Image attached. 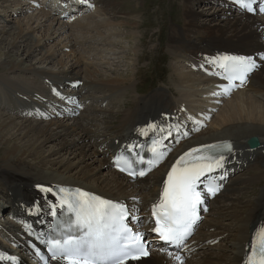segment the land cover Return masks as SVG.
Wrapping results in <instances>:
<instances>
[{
  "label": "bare ground",
  "instance_id": "bare-ground-1",
  "mask_svg": "<svg viewBox=\"0 0 264 264\" xmlns=\"http://www.w3.org/2000/svg\"><path fill=\"white\" fill-rule=\"evenodd\" d=\"M172 1L177 4V9L179 13L182 12V17L177 18V25L172 23L167 29L166 42L168 41V47L173 52L174 59L190 65L193 71L175 73L173 83L175 89L172 87L166 89L169 91L170 97H183L186 100L191 99V102H196L193 109L199 112L202 121L194 120L189 116L188 118L183 117L184 111L179 109L176 104L178 100L173 102L163 91H155L144 97L132 95L131 87L133 88L132 92L138 94L137 86H132L135 77L133 75L132 77L128 75L124 78L120 77L119 68L111 70L117 76L114 78L106 76L101 79L90 74V76H86L88 79H84L87 81L96 79V81L89 83L79 80V63L84 62L86 63L84 66L92 67L93 62H87L83 54L73 49L74 43L72 46L68 31L71 28L85 29L90 21L86 22V20L84 23L73 15L61 17L58 12L51 9L45 10L43 5L38 3L30 5V7L40 11L28 15L24 24L16 21L15 31L13 27L5 25L0 27V45L6 46L0 52V57H3V62L0 63L2 66L0 72L2 74L16 71L29 73L28 76H16L14 79L9 77L0 79V81L4 80L0 82V87L3 90L19 94V97L15 99L9 98V104L12 105L13 102L16 104L19 100L22 103H27L28 106L31 105L32 114L35 116L50 117L54 112L57 117H60L76 113L73 101L81 103L82 108L84 105L90 107L89 98L85 99L81 95L85 90H98L102 93L99 99L113 101L114 103L110 105L116 108L115 110L109 109V113L103 109H98V111H106L111 120L115 119L118 114H122L119 119H115L117 130L106 134L105 131L114 127L112 121L103 127V131H95L83 124L85 121L89 122L88 125L93 126L91 120L96 121V118L91 117H86L84 120L76 117L70 122H66L60 117L41 125L40 122L26 119L15 121L12 117H5L0 113V182L5 186L6 191L0 198L4 199L3 205L12 209L10 215L19 223L16 225L17 223L8 224L7 222L8 226L3 231L12 246H17L20 250L27 252L29 244H42V236L47 230L49 215L57 207L54 195L44 189L50 190L54 186L70 185L86 191L91 190L89 192L105 200L119 202L125 206H130L133 204L132 200L136 199L134 202L137 206L136 213L140 217L146 218L149 217V206L152 207L160 203L167 176L180 157L205 144L230 140L234 148L232 153L223 157L222 167L214 170L216 175L228 173L227 181L224 182L223 187L225 193L222 190L211 201V207L204 215V225L202 223L203 227L212 229L211 232H200V236H194V239L191 237L190 242H186L179 253L165 252L161 247L151 246L148 257L131 260L127 264H180V261L175 259L177 256L181 258L183 264H246L254 233L264 225V16L259 19L258 16L247 14L237 0H220L214 7L210 5V2H203L205 7L200 15L192 12L195 10V3L209 0ZM86 2L93 4V0H86ZM103 3L104 0H99L98 5ZM208 6H211L212 9L210 10L211 7ZM136 8L138 6L133 9V12H138ZM158 9L159 4L157 3ZM123 13L121 19L129 20L112 23L110 27L115 25L122 29L128 27L131 30L142 26V23L138 22L136 13L130 15H127L126 11ZM52 17V21L46 25L47 32L43 38L27 36L29 31L45 26V23ZM93 18L95 17L93 16ZM107 19H94L93 21L94 25L91 27L98 32V38L103 39L104 36L101 28L110 25V21L108 22ZM23 26L25 29L22 28ZM160 32L161 27L155 32L158 34L157 38ZM147 33L148 30H145L139 37L136 35L141 47L140 52L135 48H123V54L136 56L137 63L148 60V54L143 51L147 41H151L153 34L148 33V40H146ZM6 34H13L11 40L7 41ZM56 34L59 35L56 42H53V45L35 61L44 65L31 63L26 64V67L23 66L25 60L29 61L37 53L39 45L43 46L45 40L53 38L54 35L57 37ZM134 36L135 32L131 31L125 34V37L130 39H133ZM44 38L46 39L43 40ZM87 39L97 42L96 36H90ZM106 43L112 44V41L108 39ZM16 48L17 50H15ZM67 49L71 56L69 53L68 56L65 55L64 50ZM62 52L64 53L62 54ZM60 53L62 56L57 58ZM225 56L251 58L256 65V68L241 86V90H231L232 92L227 96H224L225 86L220 79L223 76V70L217 63H214ZM52 63L57 66V70L49 71L46 68ZM118 63L119 61L114 65L117 66ZM32 73H38L39 77L37 76L36 80L31 78L30 74L32 75ZM68 78L78 81V84L80 82L81 87L71 90L65 93L66 96H63L62 90L56 89L64 81L68 83ZM17 79L25 80V85L16 83ZM45 79L50 81L46 82ZM3 82H5L4 86ZM218 83H222L223 87ZM178 86L183 89L178 90ZM20 89H24L25 93L20 92ZM79 97H82L80 101ZM119 97L120 100H117ZM54 98L56 100H53ZM93 99L96 100L98 97H90V101H94ZM85 101H87L86 104ZM130 102L134 103V107L125 109L126 105L130 106ZM55 103L62 106L55 109L53 107ZM68 110L71 112L64 113ZM207 116L210 119V123L207 124L211 127L202 131L206 124L204 117L207 118ZM148 124H151L152 127L149 130L148 138L153 139V146L163 145L165 147L166 161L134 185L130 181L131 179L121 177L117 171L110 175L105 173L101 178L88 170L83 172L76 170L70 173V168L65 167L60 170V165L53 167L57 160L47 159L43 156L46 148L49 147L45 146V141L56 140L57 143L50 148L52 151H56V154L64 150L66 155L76 157L79 163L82 162L84 166L90 165L93 171L95 169L99 171L101 167L108 165L112 167L111 163L115 155L126 149L134 150L137 144H133L141 142L140 139L144 134L143 129ZM161 130L165 131V135H167L165 141L163 140L165 136L156 139L158 131ZM169 134H171L170 137ZM25 137H27L26 140H24ZM252 137L258 139V148L249 149L247 141ZM92 138L98 141L95 150L88 142V139L92 140ZM167 138L171 141H167ZM28 149L32 152H29ZM31 154H34L33 158H30ZM241 166L252 169L253 172L243 176L244 178L235 179V175L244 170L241 169ZM261 181L262 185H260ZM148 185H150L151 191L146 194L144 188ZM248 186L254 191V196L249 200V203L244 205L237 204L238 202L232 203L230 209L229 203L222 202L220 204L217 202L219 198L224 201L230 200V203L236 201L238 195ZM132 187L134 189H131ZM133 192L137 195H133ZM3 205L0 209L2 213H5L7 208H3ZM38 215L41 221L37 222L35 219ZM235 215L240 216L233 222L232 218ZM223 220L229 222L224 223ZM225 227H229L230 231L233 230L232 233H225ZM21 230L22 232H20ZM138 230L148 236L150 227L142 222ZM14 231L20 232V234ZM215 240L218 243L210 245ZM200 250L203 254L202 258H200L201 255H196ZM196 257L198 260L195 261ZM23 262L25 263V260L9 254L0 244V264H23ZM26 264L28 263L26 262ZM49 264H65V261L59 259L50 261Z\"/></svg>",
  "mask_w": 264,
  "mask_h": 264
},
{
  "label": "rangeland",
  "instance_id": "rangeland-1",
  "mask_svg": "<svg viewBox=\"0 0 264 264\" xmlns=\"http://www.w3.org/2000/svg\"><path fill=\"white\" fill-rule=\"evenodd\" d=\"M219 1L220 0H209V1H201V2L195 3V6H194L195 10L192 12L194 14L200 15L202 13L203 7H205L203 2H210L211 3L210 5L214 7L219 3ZM94 2H96V4L93 3L95 10L86 11L79 18L82 22H84L86 20H87L86 22L90 21L89 25L86 26L85 29L80 30L79 28H71L68 31V35H70V38H71V45H72V43H74V46L72 45L73 49L76 50L78 53L83 54V57L85 60H87V62H90V61L93 62L92 67L91 66H89V67L84 66V65H86V63H84V62L79 63V67H80L79 74H80V76L78 77V79L83 80L84 82H89V83L96 81V79H93L90 81H87L84 79V78L88 79L86 76H90V74L93 75L94 77H99L101 79L103 77H106V76L110 77V78H114L117 76L111 70H113L115 68H119L118 72L121 74L120 77L124 78L126 75H128L130 77H132V75H133L135 77V80H133L132 86H137L138 94H135L134 92H132L133 88L131 87V94L133 93L132 95H137V97H144L146 95H150L151 93H153L155 91H163L166 93V95L173 102H175V100H178V101H176L177 102L176 104L178 105L179 109H182V108L187 106V109L190 108L189 111L194 110L193 108L196 106V102H191V99L186 100L183 97H178V98L173 97V96L170 97V95L168 93L169 91L166 89L167 87H172L173 89H175V86H173L174 85L173 84L174 83V77L176 75L175 73L191 72L190 71L191 70L190 65L186 64L183 61H182L183 62L182 63L180 60H178V61H180V62H178L174 59L173 52H171L169 50L168 41L166 42L167 32H168L167 29L170 28L172 23L177 25L178 24L177 18L180 19V17H182V12L179 13V11L177 9V4H175V2L172 0H106V2L104 0V3L101 5H98L99 0H94ZM33 3H34L33 0H0V27H2V25H5L7 27H13V29L15 31V28L17 25V23H15L16 21H19L21 24H24V22H25L24 20L26 19V17L28 15L36 14L40 11L37 8H31L30 7V5ZM157 3L159 4L158 10H157ZM104 5H105V7H103ZM136 6H138V8H136V10L138 12H133V9ZM211 6H208V7H211ZM209 9L211 10L212 7ZM125 11H126L127 15H130L132 13H136L138 22H141L142 26L140 28H137V29L132 28L131 30L128 27L122 29V28H119L115 25L110 27L112 23H119L121 20H123L124 22L129 20V19H121V16L124 14L123 12H125ZM93 16L95 18H93ZM73 17H76V16L73 15ZM106 18H108L107 19L108 22L110 21L109 22L110 25L106 28H101V31L104 35L103 39H101V38H98L99 37V35H97L98 32L93 30V27H91V26L94 25V22H93L94 19L95 20H103ZM261 18H263V16L259 17V19H261ZM52 19H53V17L49 18V20L45 23V26L38 27L36 29L29 31L27 36L28 37L38 36V37L43 38V35L47 32L46 25H48L52 21ZM61 21H63V20H61ZM108 22H106V23H108ZM160 27H161V32L159 33V36L157 38L158 34L155 32ZM22 28L25 29V26H23ZM126 30H130L131 32H135V36L137 35L138 37L145 30H148V33L153 34L151 41L148 40V33L145 37V39L148 41L144 47L143 53L148 54V60L143 61V62L140 61L139 63H137L136 56H134V55L129 56V54L128 55L123 54V48H135L138 52L141 51V47H140L138 37L134 36L133 39H130L129 37H125V34L130 32V31L127 32ZM56 36L57 37H55V35L52 36L53 38H51V39L50 38L49 39L44 38L43 40L46 39L45 44L43 43L44 44L43 46L39 45V47H37L38 48L37 53H35L29 59V61L25 60V63H23V66L26 67V64H31V63L33 65H41V66L44 65V64L36 63L35 61L37 60L38 57H40L43 53H45L49 47H51L53 45V42H56L59 35L56 34ZM90 36H94V37L96 36L97 42L96 41H89L87 39V37H90ZM12 37H13V34L12 35L11 34L5 35V38H7V41L11 40ZM104 38H105V40H104ZM108 39L110 41H112V44L106 43V41ZM4 47H6V46L0 45V52L4 50ZM15 50H17V48ZM64 51H65V55L68 56V53L70 52L69 49L64 50ZM97 52H99V53H97ZM63 53L64 52H62V54ZM60 54L57 55V58L58 57L60 58L62 56V54L61 55ZM69 55L71 56V53H69ZM128 57H129V59H127ZM118 61H119L118 65L115 66L114 64L117 63ZM2 62H3V57H0V63H2ZM184 63L190 68H187L184 65ZM46 68L49 69V71L50 70L51 71L57 70V66L54 63H52L51 65L49 64L48 66H46ZM0 69H2L1 65H0ZM124 71H126L125 74H123ZM84 72H86V73H84ZM28 74L24 73L22 71H19V72L16 71L14 73H9V74H2V72H0V79H2L4 77H9V78L14 79L16 76L17 77H23V76H28ZM71 75H73V74H71ZM37 76L39 77L38 73H32V75L30 74V77L35 78V80L37 79ZM68 79H69L68 84L71 87H73V88L74 87H76V88L81 87L80 82L78 84V81L72 80L71 78H68ZM48 80L49 79H45L46 82ZM2 81H4V80H2ZM2 81H0V82H2ZM65 82L66 81L61 83L62 85L59 84L57 86V88L64 90V91H62L63 93L59 92L63 96H66L65 93H67V91H65V89H66V86H65L66 83ZM16 83H19L20 85H25L26 81L21 80V79H17ZM4 84H5V82H3V86H4ZM42 85H44V84L42 83ZM180 88H182V87L178 86V90H180ZM75 89H73V90H75ZM20 92L25 93V90L20 89ZM41 92L44 93V91H41ZM101 95H102V93H100L98 90H85L81 96L84 97L85 99L89 98L88 104H91L90 107H85L84 109H82V105H81V107L77 108L75 105L76 102L73 101V103H74L73 105H75L74 107L76 108V110L75 109H73V110H75V112H77L79 110L80 111L77 112L76 115H75V113H69L70 115H73V116H70L69 114H68V116L61 115L62 116L61 119H63L66 122H70L73 119H75L76 117L81 118L83 120L86 119V117L96 118V121L91 120L93 126L88 125L89 122H85V121L83 122L84 126L89 127L90 129H93L95 131H103L104 130L103 127L106 125H109L110 124L109 121H112V124L114 127H112V129H110V130L105 131L104 133L107 134V133L115 132L117 130V127H116L117 122L115 119H119L122 114L121 115L118 114L115 119L111 120V118L108 116L107 112L109 113V111H108L109 109H111V110L116 109L115 107L111 106L112 105L111 103H114V102L113 101L109 102V101L100 100L99 97ZM92 96L98 97L99 100L93 99L94 101H90V97H92ZM17 97H19L18 92L11 93L10 90H3V88L0 87V113L3 116H5V117L10 116L15 121H20V120H25V119L31 120L33 122L37 121V122H40L41 125H44L45 123L49 122L50 120L60 118L59 116L57 117V115L54 112H52L50 117L47 118V117H43V116L37 117V116L33 115L32 113L31 114L33 116H30V114H26V111L28 109H24V110L20 109L23 111V113L20 112V110H18L19 112L15 111L20 107V104H27V103H22L19 100H18V102H16V104L14 102L12 103V105L9 104L10 103L9 98L15 99ZM82 97H79V100H81ZM179 98H180L181 102L179 101ZM181 99L184 101H182ZM193 99H195V98H193ZM117 100H120V97L117 98ZM187 101H189V102H187ZM76 104H78V103H76ZM53 105H54L53 107L55 109L60 108L59 106H62V105L56 104V103ZM180 105H183L184 107L180 106ZM10 106H11V108H10ZM12 106H14V107H12ZM28 107H31V105H29ZM53 107H52V109H54ZM130 107H134V103L130 102V106L126 105V107H124V108L129 109ZM98 109L107 110V112L106 111L99 112ZM32 112H33V109H32ZM194 112H195V114L197 113L196 110ZM194 117L198 118L197 115H194ZM204 118H206V117H204ZM207 118H208V116H207ZM209 120L210 119H208V120L204 119V122H206V124H205V127L202 128V131L205 129H207V130L210 129L211 126L209 124H207L209 122ZM81 122H82V120H81ZM110 131H112V132H110ZM26 138L27 137H25L24 140H26ZM88 142L91 145L92 149L95 150V148H97V145H98L97 140H93V138H92V140L88 139ZM55 143H57L56 140L47 141V142L45 141V146H49V147L46 148V151L43 154V156L47 157V159H55L58 161V162L56 161V163L53 165V167H58L60 165V167H59L60 170H63L65 167L70 168L69 169L70 173L71 172L73 173L76 170H81V172L88 170L91 173L95 174V176H99L100 178L103 177V174H105V173L107 175L108 174L110 175L114 172V170L110 167V165H108L106 167H101V169L99 171L97 169H95L93 171V168L90 165L84 166V164L82 162L79 163L78 159H76V157H74L73 155H66V152L64 150H61L62 153H61V151H59L60 153L56 154L55 153L56 151H52L50 149L51 147H53L55 145ZM54 148H56V147H54ZM34 151H36V149H34ZM29 152H32V150H29ZM33 157H34V154H31L30 158H33ZM241 169L242 170L244 169V171L243 172L240 171V173L238 172V174L235 175V179L239 178V177L244 178L245 176H247L248 174L253 172L252 169L251 170L249 168L246 169L243 166H241ZM107 175H106V177H107ZM120 176L125 178V176H123L121 174H120ZM232 178L234 179V176H232ZM137 181L139 183L141 180H136V181H131V182L134 185ZM145 182L150 183L151 181H145ZM262 184H263V182L261 181L260 185H262ZM149 186L150 185H148L144 188L145 189L144 193L146 192V194H149V192L151 191V187L149 188ZM131 189H134V187H132ZM89 191H91V190H89ZM4 192L6 193L5 186L0 182V196H3L5 194ZM92 192H94V191H92ZM223 192H224V190H223ZM133 195H137V194L135 192H133ZM253 196H254V191L251 188H249V186H248V188L244 189L238 195V197L236 198V201H232L230 203V200L224 201V199L219 198V199H217V202H220V204L222 202L227 203V204L229 203V207L231 209L230 204L237 203V202H238L237 204H242V205L247 204V203H249V200H251L253 198ZM133 200H135V199H133ZM0 203H4L3 198H0ZM214 204L217 205V203H214ZM1 206H2V204H0V207ZM210 207H211V205H210ZM229 207H227L228 210H230ZM8 209H10L9 211L11 213L12 209L11 208H8ZM2 214H4V213H1V209H0V244L3 245V247L6 250L9 249V252H10V248L3 241L2 234H5V232H3V231L8 226V224L9 223L14 224V222L13 221L11 222V220H7L8 215L6 216L5 214L4 215H2ZM238 216H240V215H235L232 218V221L235 222L236 221L235 218H237ZM11 218H12V216H11ZM13 220L15 221V223H17L16 225H19V223L17 222V219H13ZM204 221L205 220H203V222H202L203 225H204ZM223 221H224V223L229 222V221L227 222V220H223ZM7 222H8V224H7ZM202 223H201V227L197 230L198 231L197 237L201 235L200 232H202V233L203 232H211V230H212V229H209L207 227H203ZM12 230H14V229H12ZM232 231H230L229 227H225V230H224L225 233L230 234V233H232ZM1 232H2V234H1ZM14 232L17 234H20V232H22V230L19 233L16 231H14ZM229 238L231 239V236H229ZM216 243H218L217 240H216L215 244ZM212 244H213V242L210 243V245H212ZM14 249L16 250L17 247L16 248L14 247ZM14 249H13V251H14ZM168 252H171V251H168ZM11 253H12V250H11ZM196 255H199V256L201 255L200 258H202L203 254L201 253V250H200L199 253ZM194 260L195 261L198 260V257L194 258Z\"/></svg>",
  "mask_w": 264,
  "mask_h": 264
},
{
  "label": "snow or ice",
  "instance_id": "snow-or-ice-1",
  "mask_svg": "<svg viewBox=\"0 0 264 264\" xmlns=\"http://www.w3.org/2000/svg\"><path fill=\"white\" fill-rule=\"evenodd\" d=\"M237 2L248 11H253L254 0ZM214 63L224 70V78L229 80V87L223 89L226 95L230 94L233 82L243 84L247 75L256 68L251 58L225 56ZM225 150L231 151V145L196 148L180 157L171 168L161 201L153 208L157 225L154 231L161 240L179 245L191 234L200 219L199 208L203 204L202 193L197 190L198 182L205 173L223 166V156L217 154ZM152 152L157 159L163 156L156 146H153ZM118 163L124 165L120 167L121 171L131 168V163L123 158ZM147 171H129V175L144 176ZM206 191L215 195L219 189L209 187ZM71 197L70 201H62V204H66L74 214V226L67 232L69 238L58 239L51 245L53 259L63 258L65 264H127L128 260L149 255L143 233L133 232L127 223L129 209L125 205L80 190L71 193ZM175 259L183 264L179 256ZM246 264H264V225L254 233Z\"/></svg>",
  "mask_w": 264,
  "mask_h": 264
},
{
  "label": "water",
  "instance_id": "water-1",
  "mask_svg": "<svg viewBox=\"0 0 264 264\" xmlns=\"http://www.w3.org/2000/svg\"><path fill=\"white\" fill-rule=\"evenodd\" d=\"M259 144L258 139L256 137H252L248 140V145L250 147H255Z\"/></svg>",
  "mask_w": 264,
  "mask_h": 264
}]
</instances>
